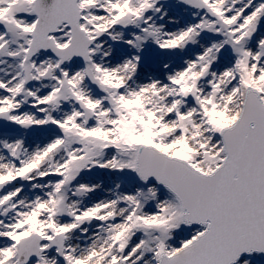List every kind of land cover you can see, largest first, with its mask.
I'll list each match as a JSON object with an SVG mask.
<instances>
[{
	"label": "snow or ice",
	"instance_id": "snow-or-ice-1",
	"mask_svg": "<svg viewBox=\"0 0 264 264\" xmlns=\"http://www.w3.org/2000/svg\"><path fill=\"white\" fill-rule=\"evenodd\" d=\"M0 264H264V0H0Z\"/></svg>",
	"mask_w": 264,
	"mask_h": 264
}]
</instances>
